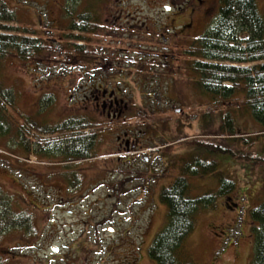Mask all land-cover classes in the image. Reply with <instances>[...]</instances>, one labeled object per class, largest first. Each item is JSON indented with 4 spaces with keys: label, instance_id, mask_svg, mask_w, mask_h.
<instances>
[{
    "label": "rangeland",
    "instance_id": "rangeland-1",
    "mask_svg": "<svg viewBox=\"0 0 264 264\" xmlns=\"http://www.w3.org/2000/svg\"><path fill=\"white\" fill-rule=\"evenodd\" d=\"M1 1L14 11V26L34 31L52 48L27 60L0 59V79L13 89L19 111L45 125L75 118L107 129L90 148L93 157L74 162L40 158L0 137V193L11 198L14 213L32 218L30 230L0 234V264H155L148 248L167 212L159 194L181 175L204 136L231 147L230 154L202 158L215 159L237 186L197 216L184 255L195 264H250V209L264 201V126L238 109L231 115L241 136L228 138V111L204 115L213 100L189 70L188 51L209 29L220 1ZM258 4L264 14V0ZM83 13L98 25L94 32L82 30ZM74 43L84 45L83 52ZM94 46L113 58L114 74L124 68V77H85ZM119 54L131 65H117ZM105 90L113 95L104 96ZM112 104L128 106L119 114ZM70 133L40 140L56 144ZM136 137L140 151L129 153L125 139ZM217 175L190 177L193 195L216 189Z\"/></svg>",
    "mask_w": 264,
    "mask_h": 264
},
{
    "label": "trees",
    "instance_id": "trees-1",
    "mask_svg": "<svg viewBox=\"0 0 264 264\" xmlns=\"http://www.w3.org/2000/svg\"><path fill=\"white\" fill-rule=\"evenodd\" d=\"M219 1V12L209 29L188 51L193 57L189 70L195 73L198 86L212 97L204 115L227 110L223 127L229 132L228 138L236 139L241 135L236 131L231 115L235 110L249 111L252 118L264 126V14L258 0ZM79 16L84 23L83 31L98 29L94 20L88 19V14ZM15 20L14 11L0 0V59L11 54L27 60L51 51V47L42 44L41 37L33 36L34 31L14 26ZM71 29H76L74 23ZM74 37L80 42L87 40L83 36ZM74 45L76 52H83L84 45ZM15 99L13 89L4 86L0 79V137L10 136L16 148L34 152L40 158L59 155L67 162H74L93 157L89 150L97 145L99 133L107 127L75 118L54 126L45 125L20 112ZM42 103L44 105V100ZM86 129H89L87 133L84 132ZM69 130L71 133L66 134L67 138L58 139L56 144L40 140V135L50 136ZM31 136L36 137L35 141H30ZM195 145L197 152L182 165L181 175L159 194L167 212L164 225L148 248V255L155 264H195L185 257L184 248L186 240L195 231L197 216L214 210L221 197L236 190L234 179L217 168L219 164L215 159H210L212 155L232 153L231 147L206 140L205 136L197 139ZM203 155L210 158L204 159ZM213 173L218 174L219 186L193 195L190 177ZM1 194L0 234L18 226L30 230L31 216L14 213L11 198ZM250 217L254 224L250 264H264V201L250 209Z\"/></svg>",
    "mask_w": 264,
    "mask_h": 264
},
{
    "label": "flooded vegetation",
    "instance_id": "flooded-vegetation-1",
    "mask_svg": "<svg viewBox=\"0 0 264 264\" xmlns=\"http://www.w3.org/2000/svg\"><path fill=\"white\" fill-rule=\"evenodd\" d=\"M165 39H166V37H165ZM89 53L90 54H86L87 57H88V60H89L88 61L89 64H86V65L90 66L91 70H90L89 74H85V77H124V75H122V71H124V68L121 69L120 73H115L114 74V71L116 70V67L111 64L113 58H108L107 55L104 52L100 53V50L97 47L94 46L91 49H89ZM122 56H124V55L123 54H119V57L116 58L117 65L121 66L122 65V61H123V62H126L127 66H130L131 65L130 62L127 63V61H130V60L127 59L128 57L121 58ZM125 56H127V54ZM101 68H103V69L105 68V69L103 70V72L100 73L99 70ZM105 92L106 93H104V96H112L113 95L112 92L111 93H107L106 90H105ZM113 103H117V100H116V102L114 101ZM117 104L121 105L120 102H118ZM115 105L116 104H112L111 106L113 107ZM127 106L125 107V109H118L116 106L115 107L118 109L117 111L119 112V114L120 113L122 114L123 110H126ZM103 107L106 108V106H103ZM121 108H122V106H121ZM132 134H134V132ZM125 140H126L125 141V147H126L125 149L129 153H135V152L140 151L138 149V145H139V142H140L139 141L140 139L138 137H136L135 140H133V141H130V139H125ZM131 140H132V138H131ZM146 160H147V158H146ZM110 230L113 231L112 228Z\"/></svg>",
    "mask_w": 264,
    "mask_h": 264
}]
</instances>
